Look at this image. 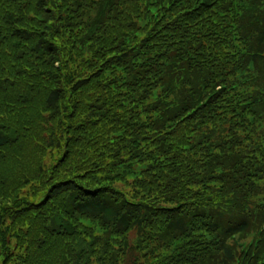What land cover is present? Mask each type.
<instances>
[{
	"label": "trees",
	"instance_id": "1",
	"mask_svg": "<svg viewBox=\"0 0 264 264\" xmlns=\"http://www.w3.org/2000/svg\"><path fill=\"white\" fill-rule=\"evenodd\" d=\"M0 264H264V0H0Z\"/></svg>",
	"mask_w": 264,
	"mask_h": 264
}]
</instances>
